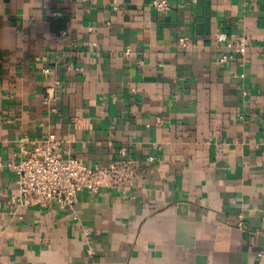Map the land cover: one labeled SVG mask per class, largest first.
Wrapping results in <instances>:
<instances>
[{
  "label": "crops",
  "instance_id": "0c3cea01",
  "mask_svg": "<svg viewBox=\"0 0 264 264\" xmlns=\"http://www.w3.org/2000/svg\"><path fill=\"white\" fill-rule=\"evenodd\" d=\"M151 1L0 0V264H264V0ZM49 134L136 175L24 204L7 164Z\"/></svg>",
  "mask_w": 264,
  "mask_h": 264
},
{
  "label": "built area",
  "instance_id": "2783aa9c",
  "mask_svg": "<svg viewBox=\"0 0 264 264\" xmlns=\"http://www.w3.org/2000/svg\"><path fill=\"white\" fill-rule=\"evenodd\" d=\"M152 6L163 11L168 9L166 0H152ZM52 15L58 16L59 12ZM65 30H60L62 36ZM215 39L224 42L226 47L233 49L232 53L222 54L216 58L220 64H225L233 58V54L242 56L249 45L248 37L239 33L228 37L224 32H218ZM181 45H186L184 39H180ZM127 49L124 55H128ZM44 74L50 73V68L42 69ZM57 83V82H56ZM47 91L44 101H49ZM25 139H22L24 141ZM21 141V143H22ZM58 141L54 134H49L45 139V145L36 151H27L23 145L21 152L25 154L13 163L7 165L15 172V182L18 193L16 199L24 204L35 203L41 207L56 205L60 210H71L78 195L83 191L96 192L102 187H114L128 183L136 175V165L132 159L126 157L127 149L120 147L119 158L108 165H87L76 157H68L61 160L56 152ZM149 161L153 157L147 158ZM84 251L87 257L95 255L94 247L90 241V231L83 230Z\"/></svg>",
  "mask_w": 264,
  "mask_h": 264
}]
</instances>
